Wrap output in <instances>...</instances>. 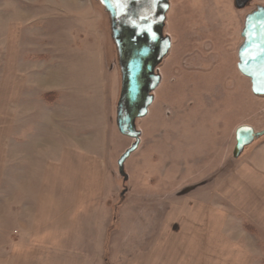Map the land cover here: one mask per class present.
Listing matches in <instances>:
<instances>
[{
    "label": "rangeland",
    "instance_id": "obj_1",
    "mask_svg": "<svg viewBox=\"0 0 264 264\" xmlns=\"http://www.w3.org/2000/svg\"><path fill=\"white\" fill-rule=\"evenodd\" d=\"M87 1L96 16L86 22L80 11L53 7L54 43L40 33L48 22L31 28L40 39L21 45L26 70L35 64L29 81L21 77L16 119L10 76L0 90V259L13 261L20 240V264H219L175 263L188 252L175 250L174 213L191 210L189 200L217 212L222 185L264 142L233 158L240 126L264 131V97L238 70L245 18L264 0L244 10L235 0H170L171 50L149 113L137 122L141 143L125 163L127 182L117 163L134 141L116 126L117 49L108 15ZM82 24L94 26L93 37Z\"/></svg>",
    "mask_w": 264,
    "mask_h": 264
},
{
    "label": "crops",
    "instance_id": "obj_2",
    "mask_svg": "<svg viewBox=\"0 0 264 264\" xmlns=\"http://www.w3.org/2000/svg\"><path fill=\"white\" fill-rule=\"evenodd\" d=\"M57 5L67 9L68 16L73 14L69 10L80 11L85 22L93 15L96 16L87 0H0V90H3L5 76H10V81L14 85L12 92L15 93L13 98L16 107L13 119L20 113L19 101L22 94L19 93L26 90V84L20 87L21 77H27L29 81L28 77L33 72L35 64L28 66L26 70L21 60L28 57H23L21 45L25 40L27 45L30 42L36 43L40 39L38 38L40 33L43 35L44 43H54L51 38L55 32L49 27L53 21L52 9ZM40 22L44 24L48 22L47 26L44 25V32L36 28L31 29ZM95 22L98 25L96 18ZM82 28L91 31V36H94L92 35L94 26L89 30L88 24L86 26L82 24ZM37 30L40 33H37ZM88 33L86 32V35H90ZM5 44L8 45L6 57ZM5 58L7 63H4ZM22 79L26 83V78ZM243 156L236 171L222 185L219 194L221 206L217 212L211 211L210 202L189 200L184 203L191 210L187 213L180 211L174 213L177 223L172 226V237L175 243L179 242L175 250L180 253L186 249L188 252L187 261L179 260V255L175 263H264V142L253 150L246 151ZM183 221L189 223L187 230L182 229ZM196 222L203 223V227L199 228ZM161 238L163 239V234L160 240ZM183 239L187 244L180 242ZM20 242L15 241L13 244L11 254L13 261L7 259L5 263L0 259V264H20V261L14 259L19 253ZM62 249L60 250H67Z\"/></svg>",
    "mask_w": 264,
    "mask_h": 264
},
{
    "label": "water",
    "instance_id": "obj_3",
    "mask_svg": "<svg viewBox=\"0 0 264 264\" xmlns=\"http://www.w3.org/2000/svg\"><path fill=\"white\" fill-rule=\"evenodd\" d=\"M248 0H236L243 9ZM110 20L111 38L117 49L121 91L116 108L118 132L133 144L117 165L124 182L129 180L125 163L141 143L137 122L145 118L154 102V92L161 83L159 66L171 50V38L165 35L170 0H98ZM238 50V70L251 82L253 95L264 97V7L247 15ZM264 136L250 126L235 132L233 158Z\"/></svg>",
    "mask_w": 264,
    "mask_h": 264
},
{
    "label": "flooded vegetation",
    "instance_id": "obj_4",
    "mask_svg": "<svg viewBox=\"0 0 264 264\" xmlns=\"http://www.w3.org/2000/svg\"><path fill=\"white\" fill-rule=\"evenodd\" d=\"M253 1H254V0H248V1L246 2V4H245V7H244L243 9H238V8L236 7V0L234 1V3H235V7H236L238 10H244V9H246L248 6H250L251 3H252ZM258 7H264V6H261L260 4H259V5H256L254 11H256ZM254 11H253V12H254ZM250 14H251V13H250ZM248 15H249V14H248Z\"/></svg>",
    "mask_w": 264,
    "mask_h": 264
},
{
    "label": "trees",
    "instance_id": "obj_5",
    "mask_svg": "<svg viewBox=\"0 0 264 264\" xmlns=\"http://www.w3.org/2000/svg\"><path fill=\"white\" fill-rule=\"evenodd\" d=\"M250 228V227H249ZM251 229V228H250ZM264 264V263H263Z\"/></svg>",
    "mask_w": 264,
    "mask_h": 264
}]
</instances>
